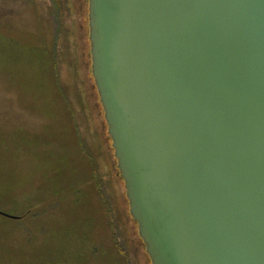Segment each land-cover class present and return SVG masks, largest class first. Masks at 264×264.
I'll list each match as a JSON object with an SVG mask.
<instances>
[{
    "label": "water",
    "instance_id": "1",
    "mask_svg": "<svg viewBox=\"0 0 264 264\" xmlns=\"http://www.w3.org/2000/svg\"><path fill=\"white\" fill-rule=\"evenodd\" d=\"M88 18L151 263L264 264V0H89Z\"/></svg>",
    "mask_w": 264,
    "mask_h": 264
},
{
    "label": "rangeland",
    "instance_id": "2",
    "mask_svg": "<svg viewBox=\"0 0 264 264\" xmlns=\"http://www.w3.org/2000/svg\"><path fill=\"white\" fill-rule=\"evenodd\" d=\"M51 3V0H0V28L6 26L5 29L16 31L14 35L39 33V39L35 41L52 47L61 69L60 86L69 97L82 103L86 115L79 116V110H74V120L70 125L75 138L80 137V130L82 138L85 137L81 142L84 157L82 162H88L83 169L90 163V170H80L79 163L67 156V150L72 146L62 136L71 134L67 128L66 110L57 103L52 105L43 102L42 107L33 104L39 101L35 97V88L32 86L30 90L24 87L25 81L19 74L21 66L13 65L7 73L0 72V188L4 183L12 185L16 192L13 198H24L25 203L18 207L7 199L5 204L0 203V212L17 218L25 217V225L28 222L32 225H28L30 244L24 247V251L30 254L38 250L44 252L40 247L46 239L55 233L65 232L68 223L80 220L74 226L78 239L73 245L74 251L70 252L63 247L64 253L58 258L57 264H112L114 259L122 258L121 254L124 253L125 264H151L139 237L137 224L130 215L125 185L117 171L103 108L97 105L89 88L80 82L91 73L88 1L61 0V16L56 15ZM93 83L95 84L94 81ZM32 134L37 138H33ZM44 134L51 138L39 137ZM87 136L90 138H86ZM33 140L40 141V152L51 153L54 158L64 157V162H60V170L50 173L38 155L29 153L32 152L30 146ZM74 155L80 158L75 151ZM81 173L87 177L85 181L82 179L85 182L82 187H89L90 183L95 182L97 193L91 189L85 192L82 197L84 200H78L73 206L75 209L81 204L78 214L67 203L59 201L47 202L45 205L48 210L40 212L45 206L39 190L43 183L49 184L55 174L71 180ZM79 214L83 216L80 217ZM56 215L60 227L58 231L53 222ZM91 215L94 222L85 221ZM8 220L0 215L1 235L26 233L25 227L12 229L7 225ZM84 227L87 231L91 228V247L103 245L105 254L98 251L92 256L89 253L88 243L79 240L86 232ZM46 245V252H50L49 242ZM109 247L112 257L107 259L106 256L110 255ZM0 254H5L3 248H0Z\"/></svg>",
    "mask_w": 264,
    "mask_h": 264
},
{
    "label": "trees",
    "instance_id": "3",
    "mask_svg": "<svg viewBox=\"0 0 264 264\" xmlns=\"http://www.w3.org/2000/svg\"><path fill=\"white\" fill-rule=\"evenodd\" d=\"M53 4V8L55 10L56 15L61 16L62 13V4L61 0H51ZM88 1V0H87ZM64 6V4H63ZM84 6V5H83ZM85 8V6H84ZM79 11V10H78ZM87 16V15H86ZM87 18V17H86ZM6 26L0 28V72L7 73L8 69H12L13 65L20 67L19 74L23 81H25V88L30 89L33 86L37 93L36 98H38V102H33L36 106H43V102L47 104L55 105L56 103L59 107L63 108L67 112V128L71 134H62L63 138L69 143V146H72L67 150V156L72 158L74 161L79 163L80 170L83 169L84 165L88 162L83 161L84 159L81 150V142L82 133L79 131L78 135L80 137H76L73 133V129L70 125L71 121L74 120V110H79V116L86 117L85 112L82 108V103H77L74 99L69 97L66 93V90L61 88V69L57 62V55L54 54L52 47H47L40 42L35 41V39H39V33L36 35H21L17 33L14 35L16 31L11 29H5ZM89 28V27H88ZM34 39V40H31ZM88 41V39H87ZM89 48V64L91 63V54H90V42L88 41ZM87 48V49H88ZM92 73L89 72V76L86 79H81V83L86 85L89 90L93 93L94 99L101 107V102L99 101L98 90L93 83ZM61 85V86H60ZM30 92V91H29ZM102 113V112H101ZM104 113V112H103ZM103 117V116H102ZM33 138H37L34 136ZM44 137L46 139H50L51 137L46 134L39 136ZM86 138H90L87 136ZM79 140V142H78ZM88 140V139H86ZM21 144V143H20ZM40 141L33 140L31 142L30 148H32V152H29L31 155H38L42 161V164L47 170L52 173L53 171L62 167L60 162H64V157L54 158L55 156L51 153H42L40 152ZM75 154L80 155L79 157H75ZM72 160V161H73ZM90 163L83 169L85 171H89ZM52 170V171H50ZM118 171V169H117ZM119 172V171H118ZM88 174V172H87ZM119 174V173H118ZM85 181L87 177L84 176L83 173L69 180L68 177H63L61 174H55L52 176L51 182L49 184L43 183L39 190H41V196L43 197L42 202L44 205L48 202H57L67 203V206L73 209V206L76 204L78 200H84L83 195L88 189H91L97 193L95 182L89 184V187H82L85 185ZM12 179L9 180V183ZM123 181V180H122ZM103 183V182H102ZM4 183L3 187L0 188V203L5 204L7 199H10L11 203H15L18 207H20L24 202V198L15 199V190L12 185ZM103 185V184H102ZM83 188V189H82ZM101 186L99 187L100 190ZM89 193V192H88ZM86 193V194H88ZM93 194V192H92ZM46 206V207H45ZM43 206L40 209V212L47 211V205ZM81 204H78L75 209L76 214L80 211ZM80 217L83 215L79 214ZM57 215L53 219L55 229L58 231L60 229L59 222L57 221ZM90 223L94 222L92 215L90 217H86ZM85 218V219H86ZM80 220H76L74 222L68 223L65 228V232H58L55 235H52L48 239L45 240L44 244L40 247L42 250H36L35 253H28L24 251V247L30 244V239L28 237V225L32 226L29 222L25 225L26 218L20 217L18 220H8L7 225L12 227V229L24 228L26 230L25 234L16 233V234H8L1 235L0 234V248L5 250V254H0V264H57L58 258L60 255L64 253L63 247L68 248V251H74L73 245L78 241L75 234V225L80 223ZM85 234L82 236V242L88 243L89 253L94 256L98 251H101L105 254L104 246L98 244L97 246L92 245V237L90 236L91 228L87 231L86 227ZM83 229V230H84ZM42 240V239H41ZM91 241V243H90ZM46 242H49V246L51 247L50 252H46ZM94 246V247H93ZM110 248V247H109ZM30 252V251H29ZM125 253L121 254L122 258L114 259L112 264H125ZM107 259L112 257V250L110 248V255L106 256ZM106 259V262H107ZM150 263V261H149ZM108 264V262H107Z\"/></svg>",
    "mask_w": 264,
    "mask_h": 264
}]
</instances>
